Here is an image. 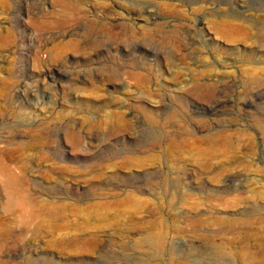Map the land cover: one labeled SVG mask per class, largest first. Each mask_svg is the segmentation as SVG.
<instances>
[{"label": "rangeland", "instance_id": "rangeland-1", "mask_svg": "<svg viewBox=\"0 0 264 264\" xmlns=\"http://www.w3.org/2000/svg\"><path fill=\"white\" fill-rule=\"evenodd\" d=\"M263 119L264 0H0V264H264Z\"/></svg>", "mask_w": 264, "mask_h": 264}, {"label": "bare ground", "instance_id": "bare-ground-1", "mask_svg": "<svg viewBox=\"0 0 264 264\" xmlns=\"http://www.w3.org/2000/svg\"><path fill=\"white\" fill-rule=\"evenodd\" d=\"M235 31H237V28L235 27V25L234 24H231V23H226V22L222 23L220 25V27L217 28V32L221 36H223L225 39H228V40L231 39V36H232V34ZM65 50L66 49L64 47H62V46L61 47H57V54H61ZM201 76H203V75H200V77ZM256 125H257L258 129L261 131V133L264 135V119L257 121L256 122ZM41 131H42V133H39L40 137H42V135H45L50 130H48L46 127H44V128L41 129ZM27 134H29L30 137H33V134H32L31 131H30V133L27 132ZM47 135H49V134H47ZM216 138L219 141H222V140L223 141H226V139H227L223 135H221V136L220 135H217ZM7 144H9V143H7ZM8 150H10V149H8ZM1 153L2 152H0V177H4L3 184H4V187H5L6 198H7L6 208H7V210H11V209H14V208H17V209L20 208L22 210H27L28 207H30V202L28 201V198L26 196L27 194L25 195V192H24V190L22 189V187L20 185V182L22 180L20 177H23V174H21L22 173L21 166L15 165V164L11 166V165L7 164L5 162V159H4L3 155H1ZM31 208H33V207L31 206ZM31 211H33V210H31ZM25 214H27V213H25ZM29 214H30V217H31V213H29ZM32 214L34 216H37L39 213H37V211H36V213L35 212H32ZM160 243L162 244V242H160Z\"/></svg>", "mask_w": 264, "mask_h": 264}]
</instances>
